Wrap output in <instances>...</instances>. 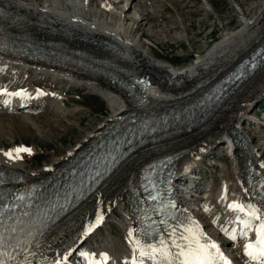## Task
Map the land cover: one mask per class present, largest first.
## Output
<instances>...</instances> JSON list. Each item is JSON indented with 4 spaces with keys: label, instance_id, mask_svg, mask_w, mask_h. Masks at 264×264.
<instances>
[{
    "label": "bare ground",
    "instance_id": "bare-ground-1",
    "mask_svg": "<svg viewBox=\"0 0 264 264\" xmlns=\"http://www.w3.org/2000/svg\"><path fill=\"white\" fill-rule=\"evenodd\" d=\"M242 1L231 0L238 6L234 10L240 17V24L228 28L229 22H222L221 36L204 53L182 66L158 57L150 47L151 43L145 41L143 31L133 35L140 25L155 28L161 23H152L157 13L154 9L156 4L153 5L151 0H0V6L6 12L0 15V29L53 41L89 55L95 63L104 61L143 75L155 88L171 96L193 89L200 90V95L264 42V0H259L260 5L251 15L254 0L247 6ZM204 2L206 6L211 4L210 0ZM163 26L168 31L175 28L167 23ZM151 30L155 36L156 31ZM40 83L49 87H41ZM63 83L69 88L60 90ZM71 88L86 89L105 99L110 111L104 120L41 167L31 168L26 159H10L0 150V166L6 172L15 170L30 179L45 177L87 145L106 125L136 105L126 89L104 75L84 74L71 65L44 63L0 52V113H19L27 120H32L30 112L51 108L65 116L74 114L79 107L69 109L65 106L66 93ZM16 92L22 95L5 94ZM263 95L264 62L228 86L204 120L188 130L156 137L128 151L69 215L55 222L54 231L43 240L47 248L43 263L60 261V264H67L61 261L64 256L69 261L76 259L79 264H131L132 240H146L134 196L139 187V175L147 164L172 155L173 191L186 216L199 225L207 240L219 246L224 257L230 256L235 264H249L243 249L246 242L255 239V232L253 230L248 236L240 237L242 226L236 217L244 218L243 214L230 210L228 205L233 202L251 203L264 209L263 199L256 195V188L251 186L249 178L252 168L264 176V122L256 116L257 113L251 112L253 104ZM248 121L259 123L256 124L257 129H252ZM228 136L238 139L240 146L245 145V148L235 147L231 151L227 144ZM223 144L232 164L231 170L226 169L231 183L222 179L217 189L209 184L203 190L201 184L205 180L202 171L196 167L202 164L207 153ZM211 197L215 200L210 201ZM215 202L220 205L219 210ZM99 209L105 217L101 227L112 218L116 219L123 231V240L114 239L111 230L100 232L101 227L87 231ZM232 232L237 233L235 241L230 239ZM105 240L108 243H104ZM76 246L73 255L68 256V251ZM105 254L108 257L106 261ZM145 264L149 261L146 260Z\"/></svg>",
    "mask_w": 264,
    "mask_h": 264
},
{
    "label": "rangeland",
    "instance_id": "rangeland-1",
    "mask_svg": "<svg viewBox=\"0 0 264 264\" xmlns=\"http://www.w3.org/2000/svg\"><path fill=\"white\" fill-rule=\"evenodd\" d=\"M151 1H154L153 5L156 4L154 6V9L156 8L155 13L159 15L157 17V14L154 15L153 21L155 23H152L155 25L159 21L163 24L158 23L155 28L140 25L133 35L143 31L145 41L151 43L150 47L156 55L165 61L173 62L176 66L185 65L204 53L221 36L223 32L222 22H229L228 28H234L240 24V17L234 10L238 6L231 3V0H210L211 4L208 6L204 5V0ZM242 2L245 6L252 4V0H243ZM253 3L255 7L249 15L260 5L259 0H254ZM166 23L169 27L174 25L175 28L170 31L164 30L163 25L166 26ZM151 29L156 31L155 36L152 35ZM39 85L49 87L46 83ZM68 88L63 83L60 90ZM67 92L65 106L69 109L79 107V111L74 114L65 116V114L62 115L61 112L51 108L45 110L46 112L40 110L30 113L29 116L32 120H27L19 113H0V150L6 153L24 145L29 146L32 153H21L20 157L26 159L31 168L41 167L64 149L73 145L84 132L101 123L110 111L105 99L96 93L80 88H71ZM252 107L251 112L257 113L256 116L264 122V95ZM248 122H250L252 129H257L256 124L259 123ZM262 130L264 132V128ZM256 141L255 144H258ZM224 147L223 144L212 149L210 153L205 155L202 164L196 167L202 171L201 174L205 180L201 188H206L209 183L217 189L222 179L231 183L230 174L226 169L231 170L232 164ZM198 193H202V191ZM214 200L212 197L210 198V201ZM215 205L219 210L220 205L217 202ZM107 230H111L114 239L123 240V231L116 219L112 218L99 229L103 233H106ZM104 243H108V240H105Z\"/></svg>",
    "mask_w": 264,
    "mask_h": 264
},
{
    "label": "snow or ice",
    "instance_id": "snow-or-ice-1",
    "mask_svg": "<svg viewBox=\"0 0 264 264\" xmlns=\"http://www.w3.org/2000/svg\"><path fill=\"white\" fill-rule=\"evenodd\" d=\"M5 94L22 95L20 92ZM25 152L30 154L31 150L18 147L6 152L5 155L10 159H19L21 158L20 154ZM18 199L22 200L23 197ZM228 207L234 212L243 214L244 218L239 215L236 217L237 222L242 226L239 232L240 237L248 236V233L253 230L255 232V239H250L244 245V255L248 258L249 264H264V209L251 203L245 205L237 202L229 204ZM174 219H177V223L174 225L169 224L167 220L161 221V224L165 226L164 232L167 234V238L160 236L156 242H151L152 233L146 231L144 235L148 239L144 242H141L140 239L132 240L133 259L131 264H145L146 260L151 264H230L219 246L205 238L204 232L195 221H192L190 217H186L184 220L175 217ZM101 220L102 217L98 216L97 223ZM5 223L3 212L0 211V264H5L6 260L15 259V256L7 250L11 245L7 244L5 237ZM94 227L95 225L89 226L87 231L90 232ZM10 231L16 232L17 229L12 226ZM129 236L131 238V232ZM230 239L235 241L237 233L232 232ZM21 251H26V249H21ZM136 252L139 253L138 256H136ZM30 255H34V253H30ZM81 255H86V253H81ZM107 259L105 254L104 260ZM21 264H31V260L25 257ZM54 264H60V261H55Z\"/></svg>",
    "mask_w": 264,
    "mask_h": 264
}]
</instances>
